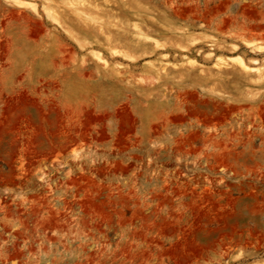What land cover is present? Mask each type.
Returning a JSON list of instances; mask_svg holds the SVG:
<instances>
[{
  "label": "rangeland",
  "instance_id": "374dc122",
  "mask_svg": "<svg viewBox=\"0 0 264 264\" xmlns=\"http://www.w3.org/2000/svg\"><path fill=\"white\" fill-rule=\"evenodd\" d=\"M4 1L0 264H264V0Z\"/></svg>",
  "mask_w": 264,
  "mask_h": 264
},
{
  "label": "bare ground",
  "instance_id": "6f19581e",
  "mask_svg": "<svg viewBox=\"0 0 264 264\" xmlns=\"http://www.w3.org/2000/svg\"><path fill=\"white\" fill-rule=\"evenodd\" d=\"M5 1H7V0H5ZM4 1V2H5ZM9 2V1H8ZM45 3L46 4H53V2H52V0H45ZM8 4V3H7ZM31 4V3H30ZM35 5V4H34ZM7 6V5H6ZM21 7V6H20ZM30 7V6H29ZM97 8H98V6H96ZM96 8V9H97ZM100 10V9H99ZM98 10V11H99ZM101 11V10H100ZM34 12H35V14L36 15H38L39 17L41 16L40 14H39V12H38V10H37V8L35 7L34 8ZM102 13V12H101ZM101 13H99V14H101ZM63 16L66 18V16H75L77 19H79V20H81L82 22H84V23H86V24H90L91 22H93V24H100V21L99 20H93V19H91V18H85V16L82 14V13H80V12H78V11H74V12H63ZM44 19V18H43ZM92 24V23H91ZM95 24V25H96ZM94 25V26H95ZM65 27V26H64ZM97 29V28H96ZM102 29V28H101ZM102 32V31H101ZM102 34V33H101ZM102 36V35H101ZM100 36V37H101ZM251 44V43H250ZM113 50V49H112ZM112 50L110 51V53H112ZM212 50V49H211ZM120 52V51H119ZM116 53V52H115ZM114 54V53H113ZM116 55V54H115ZM117 55H121V54H119V53H117ZM230 60L231 61H234V62H238V64H240L242 67H246V65H245V63H244V60H243V58L241 57V56H236V57H232V58H230ZM249 69H251V68H249ZM256 71H259V70H256ZM205 112V111H204ZM260 118V117H259ZM46 120V119H45Z\"/></svg>",
  "mask_w": 264,
  "mask_h": 264
}]
</instances>
